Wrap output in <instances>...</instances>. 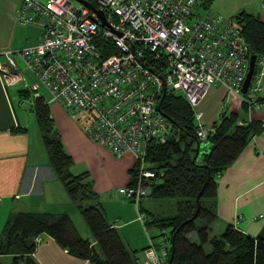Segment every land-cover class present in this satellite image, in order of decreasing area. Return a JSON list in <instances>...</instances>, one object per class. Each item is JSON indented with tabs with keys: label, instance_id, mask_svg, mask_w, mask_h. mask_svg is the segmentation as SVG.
<instances>
[{
	"label": "built area",
	"instance_id": "2783aa9c",
	"mask_svg": "<svg viewBox=\"0 0 264 264\" xmlns=\"http://www.w3.org/2000/svg\"><path fill=\"white\" fill-rule=\"evenodd\" d=\"M84 1L93 8L78 0H22L17 20L42 26L43 34L37 44L7 53L1 76L7 87H29L17 56L47 90V102L59 103L72 119L84 117L89 139L116 157L131 152L134 173L118 193L139 205L148 194L145 182L156 175L146 158L148 146L165 142L175 127L160 109L163 92L186 99L195 134L204 142L213 127L203 123L197 106L212 85L222 84L252 108L264 105V86L258 76L242 93L251 53L241 28L228 17L197 14L200 0ZM263 63L264 57L258 61ZM31 89L33 98L40 96L36 85ZM41 239L36 235L34 242ZM170 248L160 229L140 264H170Z\"/></svg>",
	"mask_w": 264,
	"mask_h": 264
},
{
	"label": "crops",
	"instance_id": "0c3cea01",
	"mask_svg": "<svg viewBox=\"0 0 264 264\" xmlns=\"http://www.w3.org/2000/svg\"><path fill=\"white\" fill-rule=\"evenodd\" d=\"M21 1L0 0L1 64L7 62V53L37 44L43 34L42 26L22 24L17 20ZM263 2L264 0H210L203 6L200 5V0L197 7L201 6L205 10L204 17L223 16L233 19L237 13L244 11L264 21ZM259 68L262 74L254 71L252 82L259 76L261 85L264 86V63L258 66V70ZM26 71L18 61V72L26 77L23 73ZM35 84V80L28 82V92L22 93L19 90L24 87H7L0 72V236L7 219L13 213L30 211L67 213L74 224L77 222L75 226L78 232L80 233V229L83 231L84 235H80L89 238L77 205L96 204L107 220L118 229L127 248L137 251L135 256L141 263L150 239L158 242L154 240L156 233L151 234L149 231L154 226L146 225L145 221L154 217L173 216L176 214L175 204L170 208H160L157 201L146 199L145 196L136 205L132 200L121 196L118 188L128 185L133 176L131 170L135 166L134 155L126 152L121 157H116L108 147L87 137L83 129L86 123L83 116L78 120L72 119L59 103L47 102L49 116L59 132L64 150L73 160L71 173L86 172L96 194L90 200H71L63 183L49 166L41 130L31 106L35 99L30 97L33 93L31 86ZM14 95H17L20 102L29 100L28 109L33 115L32 122H28L27 113L18 115L13 104ZM41 95L43 94L40 92ZM43 97L48 100L49 94L48 98L45 95ZM242 99L229 93L222 84L216 83L197 107L207 126L219 121L223 114H234L238 121L257 123L261 127V131L249 140L236 159L215 176L216 195L205 199V204L216 215L208 225L209 237L221 234L227 225L251 236H256L264 227V105L252 108L244 105ZM206 148L207 144L200 152ZM149 164L151 165L150 161ZM139 213L144 215V221L139 219ZM193 232L195 231L187 234L189 239ZM41 237L31 254L35 263L92 264L88 259L70 254L52 236L42 234ZM209 249L208 245L206 250ZM8 257L11 256H1L2 263Z\"/></svg>",
	"mask_w": 264,
	"mask_h": 264
},
{
	"label": "trees",
	"instance_id": "16d2710c",
	"mask_svg": "<svg viewBox=\"0 0 264 264\" xmlns=\"http://www.w3.org/2000/svg\"><path fill=\"white\" fill-rule=\"evenodd\" d=\"M209 1L202 0L200 5L206 6ZM233 19L241 28L250 53L256 55L257 72L258 61L264 57V21L244 11ZM28 90L26 86L19 91L27 93ZM243 104L248 105L246 102ZM31 106L41 130L49 166L63 183L71 200L81 202L95 198L88 174L70 171L73 160L65 152L59 132L49 116L47 100L41 95L33 100ZM160 109L175 127L165 142H152L148 146L146 158L156 175L145 182L148 188L146 196L173 198L176 214L150 218L145 224L159 230L169 228L168 237L173 240L170 264H264V227L256 236H251L227 225L221 234L209 237L208 225L216 215L211 207L204 204L205 199L216 195L215 176L236 159L261 127L253 122L238 125L236 115L223 114L212 124L213 131L204 141L207 148L201 153L199 149L197 151L201 142L195 134L193 111L186 99L167 92L161 99ZM131 172L134 173V169ZM199 192L200 208L195 218L190 219L196 210ZM77 209L92 238L82 237L67 213H13L0 236V264H3V255H10L15 264H37L31 254L37 245L34 237L42 234L52 236L70 254L88 259L92 264H140L135 256L137 251L127 248L118 229L107 220L98 205L79 203ZM198 218L203 221L201 225L196 224ZM192 231L196 232L198 242L187 237ZM206 244L210 246L209 250L205 249Z\"/></svg>",
	"mask_w": 264,
	"mask_h": 264
},
{
	"label": "rangeland",
	"instance_id": "374dc122",
	"mask_svg": "<svg viewBox=\"0 0 264 264\" xmlns=\"http://www.w3.org/2000/svg\"><path fill=\"white\" fill-rule=\"evenodd\" d=\"M74 2V4L75 5H78L77 4V2L76 1H73ZM195 11H196V13L197 14H200L202 17H204V14H205V10H203L202 9V7L201 6H198V7H196V9H195ZM16 57V59L19 61V65L21 66V67H24V65L22 64V62L18 59V57L17 56H15ZM23 73H25V75H26V82H27V84H28V82L29 83H31L32 81H34L35 80V82H36V86H38L37 88H38V90L43 94V95H45L46 96V98H48V93H47V91L43 88V86L38 82L37 83V79L36 78H34L33 77V75H31V73L28 71H26V72H23ZM19 88V87H26V84L25 83H20V84H18L17 86H14V88ZM15 88V89H16ZM29 100L28 99H24L23 101H21L20 102V100H19V98L17 97V95H14V98H13V104H14V106H15V108H16V110H17V112H18V115L19 116H22V115H24V113H27V115H28V117H29V120H28V122H32L33 121V115L29 112ZM199 105V104H198ZM198 107V106H197ZM198 109V108H197ZM26 111H28V112H26ZM206 143L205 142H201L200 143V148H199V150L200 151H202V149H203V146L205 145ZM146 199H150V200H155V201H157L156 203H157V206L158 207H160V208H170V206L171 205H174L175 204V200L173 199V198H163V199H154V198H148V196L146 197ZM206 202H204V204H205ZM135 204V203H134ZM80 215V214H79ZM81 219H82V217H81ZM82 221V223L85 225V223H84V221H83V219L81 220ZM203 223V221L201 220V219H197L196 220V224L197 225H201ZM75 224H77V222L75 221ZM85 229H86V235L87 236H89V238H92V236H91V234H90V232H89V230L87 229V227H86V225H85ZM165 230V233L168 235L169 234V228H165L164 229ZM149 231L151 232V234L153 233H156L155 235H158V234H160V230L158 229V228H150L149 229ZM80 233L82 234V235H84V233H83V231H81V229H80ZM190 239L192 240V241H198V237H197V234H196V232H193V233H191L190 234ZM154 240L155 241H159V238L158 237H156V238H154ZM205 249H208V244H206L205 246ZM3 263L4 264H15V263H13L12 262V259H11V257H8V258H4L3 259ZM18 264H21V263H18Z\"/></svg>",
	"mask_w": 264,
	"mask_h": 264
},
{
	"label": "water",
	"instance_id": "95a60500",
	"mask_svg": "<svg viewBox=\"0 0 264 264\" xmlns=\"http://www.w3.org/2000/svg\"><path fill=\"white\" fill-rule=\"evenodd\" d=\"M78 1H82V2L86 3L87 5H89L90 7L93 8V6L90 3H88L87 1H84V0H78ZM98 14H99L98 16H99L100 21H101V25H105V20H104L102 12H98ZM255 65H256V55L251 54L249 70H248L246 78L243 82V86H242V90H241L243 94H245L247 92V88H248V86L252 80V77H253L254 71H255ZM164 94H165V92H163L161 99L163 98ZM161 99H160L159 105L161 103ZM198 149H199V146H197V151H198ZM200 196H201V192H199L196 196V210L190 219H194L195 216L197 215V212L199 211V208H200L199 198H200ZM172 255H173V240L171 241V253L169 256V262H171Z\"/></svg>",
	"mask_w": 264,
	"mask_h": 264
}]
</instances>
